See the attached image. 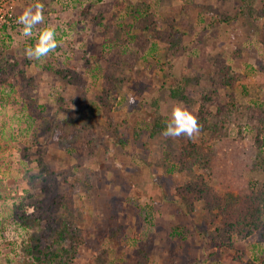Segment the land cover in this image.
<instances>
[{
  "label": "rangeland",
  "instance_id": "374dc122",
  "mask_svg": "<svg viewBox=\"0 0 264 264\" xmlns=\"http://www.w3.org/2000/svg\"><path fill=\"white\" fill-rule=\"evenodd\" d=\"M37 2L38 28L56 26L59 46L29 60L36 37L24 38L16 19ZM263 10L264 0H0V264L47 260L63 225L86 232L68 264H264V225L214 244L216 209L198 200L186 212L177 189L207 171H178L171 153L183 137L152 133L151 104L167 121L182 102L202 118L196 138L208 151L216 124L264 165V139L246 114L264 111ZM139 11L156 31L134 32ZM160 32L177 41L174 55ZM134 34L149 41L139 59L128 51ZM119 44L125 62L109 53ZM181 78L183 97L172 99L165 88ZM245 178L264 192L263 168Z\"/></svg>",
  "mask_w": 264,
  "mask_h": 264
},
{
  "label": "trees",
  "instance_id": "16d2710c",
  "mask_svg": "<svg viewBox=\"0 0 264 264\" xmlns=\"http://www.w3.org/2000/svg\"><path fill=\"white\" fill-rule=\"evenodd\" d=\"M240 2H242L243 7L252 8L255 0H240ZM257 17L262 20L259 42L264 46V10ZM131 28L135 33H141L146 30H157L152 15L146 11H139L137 13ZM158 34L156 36L158 41L166 43L167 51L169 54L174 55L179 47L177 41L172 38L171 34H164L165 37L161 36V32ZM134 36L135 34L130 36L131 49L128 51L131 52L134 59H139L145 54L149 41H138ZM119 47L120 44L110 49L109 53L117 56L116 60L125 62L126 59L124 56H126L128 51H120ZM223 76L221 74L218 78L213 79L212 82L218 84L223 83ZM184 88L185 80L181 78L175 84L165 88V91L170 98L176 99L182 96ZM151 104L154 109L153 112L156 115L152 133H157L163 131L166 121L159 115L157 100L153 99ZM233 111L232 109L228 110L226 108L225 114L223 115H235ZM246 114L249 120L251 118L254 119L252 121L256 123L253 129L255 138L258 140V144L262 143L259 140L264 139V111L252 108ZM198 121L202 127V118L198 117ZM210 128L212 132L210 144L212 145L214 140H218L217 149L208 151L206 145L196 137L193 139L183 137L181 139V145L171 153L172 163L178 168L179 172L187 171L191 173L194 169L207 171L205 178L202 174L196 175L194 181L183 185V187H179L175 195L182 202L186 212H191L194 202L198 200L203 202V208L208 212L216 209V225L214 227V233L216 235L214 234L215 236L212 237V242L214 244L219 242L227 245L228 239H230L229 234L232 232L246 237L254 232L260 233L264 229H262L264 222L261 224L262 217H264V192L260 189L253 188L252 184H248L245 178V174L250 172L251 168L252 170L254 168L264 169V165L260 163V153L256 149L251 151L253 154V157H251L250 150L248 151L246 149L245 144L240 145L238 140L225 137L226 134L223 128H218L216 124H213ZM72 144L70 143V146L75 150L76 145ZM216 144L213 143L212 147L216 146ZM63 227V232L59 229L61 233L59 232L56 235L58 239L61 240L63 238L66 242H59L57 240V248L55 247L53 251L51 250L48 254L49 256L44 255L48 256V264L56 262L59 258V263L68 264L79 246L84 243L86 236L85 230L80 228H72V230H69L64 225ZM55 238L51 240L52 246L54 245ZM58 252L63 253L64 257H60ZM34 258L37 264H46L47 262L45 259L39 260L38 257Z\"/></svg>",
  "mask_w": 264,
  "mask_h": 264
},
{
  "label": "clouds",
  "instance_id": "9594fccd",
  "mask_svg": "<svg viewBox=\"0 0 264 264\" xmlns=\"http://www.w3.org/2000/svg\"><path fill=\"white\" fill-rule=\"evenodd\" d=\"M44 7V4L39 2L25 7L16 19V23L21 26L19 31L24 38L36 37L35 44L25 50V55L29 60H42L59 46L56 26L49 24L38 28L39 25H44ZM135 103L136 99L130 96L128 104L133 105ZM200 132L201 125L197 116L182 102H178L171 109L170 118L165 122L162 135L172 139L179 137L193 139Z\"/></svg>",
  "mask_w": 264,
  "mask_h": 264
}]
</instances>
